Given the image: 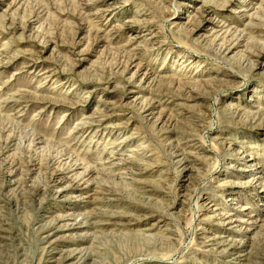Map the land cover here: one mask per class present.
Instances as JSON below:
<instances>
[{"label":"rangeland","instance_id":"1","mask_svg":"<svg viewBox=\"0 0 264 264\" xmlns=\"http://www.w3.org/2000/svg\"><path fill=\"white\" fill-rule=\"evenodd\" d=\"M0 264H264V0H0Z\"/></svg>","mask_w":264,"mask_h":264},{"label":"bare ground","instance_id":"2","mask_svg":"<svg viewBox=\"0 0 264 264\" xmlns=\"http://www.w3.org/2000/svg\"><path fill=\"white\" fill-rule=\"evenodd\" d=\"M87 172V174L88 173H90V172H88V170L86 171ZM61 191V190H60ZM59 191V192H60ZM207 211L209 212V210L207 209ZM210 212L213 214V212H212V210H210ZM72 216V215H71ZM212 218H218V219H220L221 221H223L225 224L226 223H229L230 221H231V219H229V217L228 216H226V217H223V215L222 214H213L212 216H211ZM232 218V217H231ZM72 226H74V227H81L82 226V223H80V222H74V223H72L71 224ZM143 236H146V235H143ZM217 239V238H216ZM215 239V237H212L211 239H209V241L211 242V241H214V240H216ZM220 241L219 242H217L216 243V245L217 246H221V245H224V244H227V241H228V239H219ZM232 246H233V243L231 244ZM230 245V246H231ZM218 248V247H217ZM242 255L241 254H238L236 257H241Z\"/></svg>","mask_w":264,"mask_h":264}]
</instances>
